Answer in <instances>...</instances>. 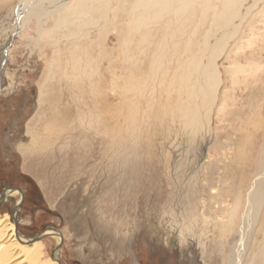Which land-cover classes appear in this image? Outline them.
Segmentation results:
<instances>
[{
	"label": "bare ground",
	"instance_id": "1",
	"mask_svg": "<svg viewBox=\"0 0 264 264\" xmlns=\"http://www.w3.org/2000/svg\"><path fill=\"white\" fill-rule=\"evenodd\" d=\"M26 9L28 10L27 13ZM51 17L57 18L51 20V22L53 21L52 27H46L47 23L43 21ZM31 20L37 21V25H34L32 28L33 36H35L32 40L40 47L44 41L50 42L49 47L53 50V59L48 60L44 65L41 64L45 68L49 67L48 71L51 73L48 74V84L43 82L38 83V98L41 109L40 113H38L39 115L28 126L27 131L32 137V142H30L32 145L20 144V150L23 149L27 153H37L38 151L49 149L53 151L60 142L58 144L59 149L65 150L66 148H71L74 150V147H77L79 148L78 151L82 149L84 152V149L96 146L103 152L107 149L111 150L117 145H119L117 147L119 149L123 147L128 148V143H126L128 139L132 141L131 144L129 142L132 145L129 148L135 147L133 144L136 145L138 142V125H140L136 121L138 109L133 106L129 114L124 119L122 118L125 122L127 119L130 123L127 129L122 127V124L121 128L117 127L120 129H116V131L114 129L115 132H110L108 129L111 127H106L105 118L107 112L111 110V107L114 106V110H117L115 109L116 100H113V98L109 100L105 93L101 96V93L96 89L101 87L103 78L97 80L98 86L96 87L94 75L99 66L97 63L89 60V52H92L95 47L98 48L99 53L97 57L101 61V66L108 56L112 57V51L107 48L106 37L114 30L117 33L118 39V43L114 48V54L121 53L126 58L125 62L132 64V66L123 65L132 75L135 72L143 71L147 74V77L140 81V85L133 86V88H125V90L120 91L116 85L119 77L115 74L120 65L111 58L108 61L109 67L105 69V73L114 74L113 84L111 86L112 92L118 93L123 98L125 97L127 102L129 101L130 95L140 99L145 97L146 95L143 94L144 90L153 102L156 96L155 92L159 89H161V92L166 93L169 98L171 91L176 92L177 99H174V102H171L168 108L166 106L163 108L164 116L165 114L169 116L179 115L178 117L181 118L180 120L183 121L184 126L194 128V130L200 128L199 123L202 120L203 110H205V116H203L205 119L209 118L208 114L210 111L215 110L217 119L220 118L222 123L226 119H230L234 120L233 123L237 122L239 124L237 125L235 123L233 127V132L235 131L234 133L240 136L238 150L231 164L233 168L232 170L229 168V171L227 170L223 177L224 181L230 183V188L224 187V195L220 194L211 199L214 202L213 204L211 202L210 205H202L203 210H212V212H216L215 216L224 215L226 218L225 221L218 223L216 221L218 217H216L215 221L218 224L213 223V225L215 227L217 225L218 239L215 242H209L211 243V247L215 245V247L219 248L218 254L220 255L216 256L215 252L212 251V253H208L209 255H205L204 262L206 263L205 259L209 257L216 262L221 260L224 264H264V86H259L258 90L254 93L246 94V97L248 96L246 99L241 95V99H238L239 95L236 96L237 91L242 94V88L244 89L248 85V81H252L254 76H258L259 82L264 85V77L261 74L264 70V44L258 46L259 43H257L260 40L264 41V34L257 33L258 24L264 22V0H0V21L4 26H2L4 28L2 41L5 47L8 45L10 37L13 38L14 36L20 40L26 38L25 28ZM93 31L97 32L95 35L97 39L92 38ZM132 40H138L137 57L133 53L134 48L131 49L130 47ZM263 41L261 42L263 43ZM5 47H2L4 56L10 52L8 46ZM45 48H42L38 55L40 62ZM249 50H252L251 53ZM248 51L249 53H246ZM135 57L139 59H136L137 64ZM8 60L6 61L8 62ZM71 65L72 76L69 75V66ZM45 75L47 74L44 73L42 75V80L45 78ZM59 79L64 81L61 82L63 86L57 85L60 83V81L56 82ZM65 94L67 98L71 99L70 102L65 101ZM121 96L118 98L119 100ZM108 100L111 101L110 104L107 103ZM107 104L110 109L106 112ZM229 104L238 106V111L235 108L230 109ZM253 112H256L255 118L257 117V121L255 125L248 128L255 119L252 118L254 116L252 115ZM119 114H122V112ZM158 116L160 115L158 114ZM211 118L213 119V117ZM112 119L113 122L116 117L114 118L112 116ZM164 119L166 120V118ZM201 125H203L202 121ZM168 129L169 127H167ZM252 132L255 134L258 133V135L253 136ZM153 133H155V129L154 132L152 131V135ZM145 137L148 136L145 135ZM106 140H109V143ZM151 141L148 142L146 140L147 143ZM163 141L165 142V139ZM151 144L153 145V143ZM188 145L190 146V144ZM203 145L205 144L203 143ZM78 151L75 149L73 153L75 154ZM214 153H216L215 149ZM107 155L111 156L108 153ZM122 156L120 153L115 156L114 165L119 166L122 159L126 160ZM180 159H182V156ZM38 164L36 161L30 162L26 160V165L31 169ZM92 170L94 172V169ZM218 170V165L215 164L211 171L212 175L207 180V186L211 190L215 185L214 182L217 179L215 176ZM116 175L120 176L118 174ZM123 182H121L122 185ZM174 188H177V186ZM115 190H117V187ZM11 198L16 199V203H13V208L22 202V195L18 191L7 190L5 202L9 201L12 203ZM128 203L129 205L131 204L130 202ZM140 208L142 207L140 206ZM193 208L195 209V207ZM129 209L131 210L130 207ZM123 211L125 212V210ZM196 212L199 213V211ZM182 213L184 212L182 211ZM205 220L202 222L207 227L209 223ZM203 225L201 226L203 227ZM200 232L202 233L200 234L202 237L205 231L203 232L201 230ZM44 235L57 239L61 236L63 239L62 233L54 228L46 230ZM201 237L198 240L200 245L196 243L198 246H201L198 248H201L203 255L208 243L206 244L207 241L205 240L204 242ZM43 247L42 240L33 241V239H24L17 231L14 222L10 221V216L7 215L4 217L0 215V264H13L14 262L12 263L11 260L16 257V259L22 260L23 263L59 264L57 261L59 250L54 260L49 262L43 261ZM215 247L213 249L216 251L217 248ZM201 257L203 258V256Z\"/></svg>",
	"mask_w": 264,
	"mask_h": 264
},
{
	"label": "rangeland",
	"instance_id": "2",
	"mask_svg": "<svg viewBox=\"0 0 264 264\" xmlns=\"http://www.w3.org/2000/svg\"><path fill=\"white\" fill-rule=\"evenodd\" d=\"M27 11L28 10L26 9V13ZM56 18L57 17H51L43 22L47 23L46 27H52L53 21L51 22V20ZM34 25H37V21L35 20H31V22L26 25V38L24 40H20L14 36L13 38L10 37V41L7 45L10 52L8 55L4 56L2 48L5 47L2 41L4 28H2L3 23L0 21V195L6 187H17L25 194V201L20 210H17L19 205L13 208V203H16V199L11 198L12 203L7 201L0 207V215L4 217L8 215L10 216V221L14 222L13 210H16V218L19 220L17 231L24 239L34 240L37 235L41 234L45 229L50 228H54L62 233L63 239L61 236L58 239L51 236H46L42 239L44 246V262L54 260L53 254L57 248H60L58 259L62 264H216L217 262V264H224L221 260L216 262L209 257L205 259L206 263L204 262L205 255H209L212 251L215 252L216 256L220 255L218 254L219 248L213 245L217 248L215 251L213 249L214 247H211V243L209 242H215L219 235L216 230L217 225L215 227L213 223L218 224L219 222L225 221L226 218L224 215L215 216L216 212H212V210H203L202 205H210L211 202L213 204L214 202L211 199L220 194L224 195V187L230 188V183L224 181L223 177L227 170L229 171V168L231 170L233 168L231 167V164L234 160L236 151L238 150L237 147L240 140V136L235 134V131L233 132V127L235 126V123L237 125L239 124L237 122L233 123L234 120L230 119H226V121H223L222 123L220 118L217 119L218 117L217 114H215V110L212 111L214 113L210 111L208 114L209 118L205 119V117H203L205 116V110H203L201 117L202 120L200 119L203 125H201L200 121V128L194 130V128L192 129L184 126L183 121L178 117L179 115L169 116L165 114L164 116L163 108L165 106L168 108L169 104H171V102L173 103L174 99H177L176 92L171 91L170 99L167 97L166 93L161 92V89H159L155 92L156 100L154 99V102L149 96H147L145 90L143 92V94L146 95L145 97L140 99L130 95L128 102L125 97L123 98V96L118 95V93L112 92L111 86L113 84L114 74L108 72L105 73V69L109 67L108 61H110L111 58L120 65L118 71L115 73L119 77L116 85L120 91L125 90V88H133V86L140 85V81L147 77V74L143 71L135 72L134 75H132L127 68H124L123 65L132 66V64L130 62H125L126 58L121 53L114 54V48L118 43V39L117 33L112 30L106 37L107 48L112 51V57L108 56L101 66V61H99L97 57L99 53L98 48L95 47L92 52H89V60L93 63H97L99 66L94 75L96 87L98 86L97 80L103 78L101 87L96 89L101 93V96L105 93L109 100H112L113 98V100L117 101H115V109L117 110H114L113 106L110 111H108L110 109L108 104H110L111 101H107L106 112H108L105 118V125L107 128L111 127V130H108L111 132L115 129L116 131V129L118 130L121 128L122 124V127L127 129L130 123L127 119L126 122L123 119L129 114L130 109L133 106L138 109L136 121L137 124L140 125H138V142L136 145L133 144L135 149L129 148L132 146L130 145L132 141L128 139L126 142L128 143V148L123 147L122 149H119L117 148L119 145H117L113 149H107L103 152L96 146L84 149V152L82 149L78 151L79 148L74 147V150L76 149V151H78L74 154V150L71 148H66L65 150L59 149L58 144L60 142L53 151L52 149H49L38 151L37 153L31 152V154L25 152L23 149L20 150V144L27 146L32 145V143H30L32 142V137L27 131L28 126L32 123V120L39 115L38 113H40L41 109L38 98V83L43 82L48 84V74L51 73L48 71L49 67L45 68L41 66V64L44 65L48 60L53 59V50L49 47L50 42L44 41L40 47L32 40L35 38L32 33ZM257 29L258 34H264V22L258 24ZM96 34L97 32L93 31V39H97L95 37ZM261 41L263 40L257 41V43H259L258 46L264 44V41L263 43ZM137 44L138 40H132V44H130L131 49L134 48L133 53L136 57L138 56ZM44 47L46 48L43 50L40 62L38 55L40 54V50ZM249 51L246 53H249ZM136 57L135 61L137 64L136 59L138 58ZM6 60H8V62ZM101 69L103 70L101 71ZM44 73L47 75H45V78L42 80V75ZM261 74H263L262 76L264 77V70ZM69 75H73L72 65L69 66ZM257 77L258 76H254L252 81H248V85L244 89L242 88V94L237 91L238 93H236V96L239 95L238 99H241V96L246 99L248 97H246V94H250L251 92L254 93L258 90L259 86H264L259 82V77ZM59 81L60 83L57 85L63 86L61 85V82L64 81L59 79L56 82ZM64 96L66 102L71 101L70 98H67L66 94ZM120 96L121 98L119 100L118 98ZM131 100L134 102L132 103ZM118 102H121L123 105ZM148 104H150L152 108L150 105L148 106ZM107 107L109 108L107 109ZM229 108H235V110H237L238 106L229 104ZM120 112H122V114H119ZM158 114L160 116H158ZM255 114L256 112L252 113V115H254L252 117L253 119L255 118ZM111 115L114 118L116 117V119H114L115 122H112L113 119ZM163 117L166 118V120ZM211 117H213V119ZM256 118L248 128H251V126L256 124ZM167 120H169V122H167ZM227 121L228 124L226 125ZM219 123L221 124L218 125ZM167 127H169L168 130ZM145 128L147 129L145 130ZM154 129L155 133L152 135ZM166 130L167 132H165ZM139 134L141 137H139ZM206 134L208 135L206 136ZM252 134L253 136L258 135V133L255 134L253 132ZM145 135L148 137H145ZM164 139L165 142L163 141ZM146 140L148 142L152 140L153 142L151 141L150 143H147ZM106 142L109 143V140H106ZM123 142L125 141L123 140ZM151 143H153V145ZM203 143L205 145H203ZM188 144H190V146ZM196 146L199 148H196ZM214 149L216 150V153H214ZM183 150L186 151L183 152ZM129 151L131 152L129 153ZM197 151L199 156L197 155ZM107 153L111 156H108ZM119 153L123 155L126 160L122 159L118 166L114 165V159ZM97 156L98 158H96ZM181 156L182 159H180ZM26 160L30 162L36 161V163L39 164L33 166V169H31L26 165ZM215 164L218 165L219 170L215 176V178H217L214 182L215 185L211 190L207 186V180L211 177V171ZM92 169H94L95 173ZM121 171H129L130 173L123 172V174H121ZM116 174L120 176H117ZM121 182H123V185ZM187 182L189 183L187 184ZM176 186L177 188H174ZM116 187L117 190H115ZM118 188H120V190H118ZM114 195L116 196L114 197ZM119 196L121 197L119 198ZM128 202L131 204L129 205ZM140 206L142 208H140ZM193 207H195V209ZM107 210L108 212H106ZM123 210H125V212ZM182 211L184 213H182ZM196 211H199V213ZM204 216L206 220L204 219ZM216 217H218L217 220ZM203 220L207 221L209 225L212 226L210 227L209 225H206L207 227H205L202 222ZM121 223H123V225H121ZM201 225H203V227ZM211 229L213 230L211 231ZM201 230H203V232L205 231L202 237L200 236V234H202L200 232ZM199 237H201L204 242L206 240V244L208 243L206 247L207 249L205 248L203 255L201 248H198L201 247L198 246V244L200 245L198 241L200 239ZM258 237L260 238V236ZM59 240L61 241L59 242ZM201 256H203V258ZM16 258L11 260L12 263L14 262L13 264H34L33 262L23 263L22 260Z\"/></svg>",
	"mask_w": 264,
	"mask_h": 264
},
{
	"label": "water",
	"instance_id": "3",
	"mask_svg": "<svg viewBox=\"0 0 264 264\" xmlns=\"http://www.w3.org/2000/svg\"><path fill=\"white\" fill-rule=\"evenodd\" d=\"M7 190L18 191V192L22 195V202L20 203L19 208H18V209L16 208L17 210H20L21 207L23 206L24 201H25V194H24V192H23L22 190H20V189L17 188V187H12V188L7 187V188L4 189V191H3L2 194L0 195V207H1V206L5 203V201H6V191H7ZM13 218H14V222H15V224H16V228H17V230H18L19 220L16 218V210L13 211ZM50 229H51V228H50ZM46 230H48V229H45L41 234L37 235V236L34 238L33 241H39V240H42L43 238H45L46 236L44 235V233H45ZM59 249H60V248H57L56 251L54 252V254H53V259H55V255H56V253H57V251H58ZM57 261H58L59 264H62V263L60 262L59 259H57Z\"/></svg>",
	"mask_w": 264,
	"mask_h": 264
},
{
	"label": "flooded vegetation",
	"instance_id": "4",
	"mask_svg": "<svg viewBox=\"0 0 264 264\" xmlns=\"http://www.w3.org/2000/svg\"><path fill=\"white\" fill-rule=\"evenodd\" d=\"M7 188V187H6ZM2 194V193H1Z\"/></svg>",
	"mask_w": 264,
	"mask_h": 264
}]
</instances>
